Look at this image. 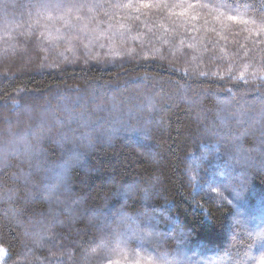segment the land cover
<instances>
[{
  "label": "trees",
  "instance_id": "1",
  "mask_svg": "<svg viewBox=\"0 0 264 264\" xmlns=\"http://www.w3.org/2000/svg\"><path fill=\"white\" fill-rule=\"evenodd\" d=\"M13 101L0 264H264V0H0Z\"/></svg>",
  "mask_w": 264,
  "mask_h": 264
},
{
  "label": "clouds",
  "instance_id": "2",
  "mask_svg": "<svg viewBox=\"0 0 264 264\" xmlns=\"http://www.w3.org/2000/svg\"><path fill=\"white\" fill-rule=\"evenodd\" d=\"M16 104L11 114L0 121V170L8 169L17 158L31 163L38 151L33 132L41 126V114L29 106L19 105V102ZM39 151L42 154V144ZM17 176L23 181L25 193L32 189L27 175L18 172ZM8 195L12 193L9 192Z\"/></svg>",
  "mask_w": 264,
  "mask_h": 264
},
{
  "label": "snow or ice",
  "instance_id": "3",
  "mask_svg": "<svg viewBox=\"0 0 264 264\" xmlns=\"http://www.w3.org/2000/svg\"><path fill=\"white\" fill-rule=\"evenodd\" d=\"M40 7H51L50 5H40ZM56 7H62L61 5H57ZM72 8H85V7H97V8H99V7H101L100 5H92V6H88V5H83V4H81V5H72L71 6ZM105 7H107V6H105ZM113 7H116V8H120V7H124V6H121V5H114ZM230 19H236V17H230ZM13 103H16V101H13Z\"/></svg>",
  "mask_w": 264,
  "mask_h": 264
},
{
  "label": "rangeland",
  "instance_id": "4",
  "mask_svg": "<svg viewBox=\"0 0 264 264\" xmlns=\"http://www.w3.org/2000/svg\"><path fill=\"white\" fill-rule=\"evenodd\" d=\"M51 1V0H50ZM50 3H52V2H50ZM53 4L55 5L56 4V2H53ZM251 121V120H250ZM258 216V215H257ZM249 224H250V226L252 227V228H256L257 226H258V223H256V222H249ZM4 256H5V254H4V250L0 247V263L2 262V260L4 259ZM185 258H186V256H185Z\"/></svg>",
  "mask_w": 264,
  "mask_h": 264
}]
</instances>
